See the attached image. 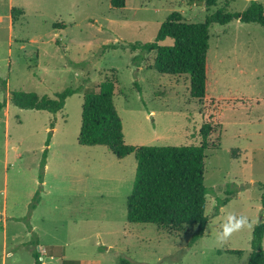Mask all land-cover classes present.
<instances>
[{
	"label": "rangeland",
	"instance_id": "374dc122",
	"mask_svg": "<svg viewBox=\"0 0 264 264\" xmlns=\"http://www.w3.org/2000/svg\"><path fill=\"white\" fill-rule=\"evenodd\" d=\"M252 1L127 0L114 9L109 0H0V102L7 101L0 112V264H248L254 226L264 221V27L211 25L204 100L191 97L189 75L159 73L155 52L131 44L152 42L172 12L197 22L220 9L242 12ZM106 78L117 81L114 104L128 145H201L202 126L212 124L202 238L191 241L195 225L128 222L135 153L120 159L105 145L78 143L84 93ZM78 86L56 113L9 101L13 91L54 97ZM241 215L248 226L218 245L229 216Z\"/></svg>",
	"mask_w": 264,
	"mask_h": 264
},
{
	"label": "trees",
	"instance_id": "16d2710c",
	"mask_svg": "<svg viewBox=\"0 0 264 264\" xmlns=\"http://www.w3.org/2000/svg\"><path fill=\"white\" fill-rule=\"evenodd\" d=\"M114 9H123L127 0H109ZM204 2L207 7L216 5L217 0H189ZM233 20L243 23H257L264 27V4L253 0L242 12L218 10L208 15L203 21L190 22L181 13L175 11L161 23L152 42L131 44L132 50L141 49L144 53L155 52L153 67L161 74L183 75L190 77L191 97L204 100L209 97L208 60L209 29L213 24H227ZM173 44L162 45L166 39ZM135 57L134 61H138ZM6 82H4L5 84ZM117 81L106 78L98 90L84 93L82 121L78 135L81 145H105L117 158H124L135 153L136 173L132 192L127 198V220L130 223H152L163 227L181 228L197 226L192 242L204 236L209 216L205 213L206 197L210 190L204 184L206 150L212 134V124L205 123L201 128V145H143L135 147L124 140L121 117L114 104V91ZM83 90L82 86L68 87L54 97L39 95L36 92L13 91L10 93L11 104L23 109L45 110L52 113L61 111L68 97ZM7 101L0 102V112ZM49 145V140L46 141ZM46 154L40 163L42 171L46 167ZM42 178V176H40ZM261 204L264 209V184ZM38 193L33 197L36 200ZM229 198L218 200L215 215ZM35 202L29 206L34 209ZM264 221L261 219L254 226L251 238V252L248 264H264ZM38 241L33 243L34 258L40 263L37 251ZM241 255L240 250H228ZM118 264H132L126 259H119Z\"/></svg>",
	"mask_w": 264,
	"mask_h": 264
},
{
	"label": "clouds",
	"instance_id": "9594fccd",
	"mask_svg": "<svg viewBox=\"0 0 264 264\" xmlns=\"http://www.w3.org/2000/svg\"><path fill=\"white\" fill-rule=\"evenodd\" d=\"M248 218L246 216H229V223L226 224L221 231H219L215 237V242L218 245H222L232 234V232L242 229L248 226Z\"/></svg>",
	"mask_w": 264,
	"mask_h": 264
}]
</instances>
